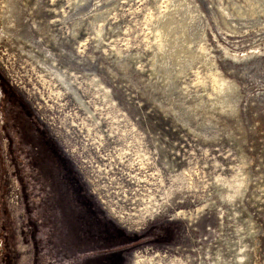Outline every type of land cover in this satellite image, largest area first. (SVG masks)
<instances>
[{"label":"rangeland","instance_id":"374dc122","mask_svg":"<svg viewBox=\"0 0 264 264\" xmlns=\"http://www.w3.org/2000/svg\"><path fill=\"white\" fill-rule=\"evenodd\" d=\"M8 1L0 264H264V0Z\"/></svg>","mask_w":264,"mask_h":264},{"label":"bare ground","instance_id":"6f19581e","mask_svg":"<svg viewBox=\"0 0 264 264\" xmlns=\"http://www.w3.org/2000/svg\"><path fill=\"white\" fill-rule=\"evenodd\" d=\"M9 10L6 12V19H8L11 23L14 24V29L8 30V33L14 35L15 37H20L24 39H30L31 26L29 24H25L23 19L25 17L24 9L20 6L19 0H9L7 2ZM28 42V41H27ZM30 44H35V42H28ZM31 46V45H30ZM41 52V51H40ZM44 54V53H43ZM46 55V54H45ZM42 64V63H41ZM48 69V68H47ZM50 73V72H49ZM62 82L66 85L68 90L76 97L78 101H82L81 97L78 95L77 91L73 88L67 80H62ZM60 83V81H59Z\"/></svg>","mask_w":264,"mask_h":264},{"label":"flooded vegetation","instance_id":"af4514ba","mask_svg":"<svg viewBox=\"0 0 264 264\" xmlns=\"http://www.w3.org/2000/svg\"><path fill=\"white\" fill-rule=\"evenodd\" d=\"M17 121H19V122H21V123L24 122L23 118H20V117H19V119H17ZM19 132H20V131H19ZM42 138H44V139H42V146H41V144H39V143H37V142H34V140L31 141L35 146H38V147H36L37 149L35 148L36 151H33V156L31 157V161H30V162L33 163V164H35V161H37V159H38V157H39V154H40V153L38 154V152H40L41 150H43L42 147H43V148H46V150H47V148H51V149H52V153H54L55 148L53 147V145L50 144V147H48V144H49L48 141L45 140V137H42ZM40 141H41V138H40ZM39 150H40V151H39ZM37 151H38V152H37ZM55 151H56V150H55ZM44 152H45V151H44ZM58 153H59V152H56V155L59 157ZM53 155H54V154H53ZM61 160H62V159H61ZM38 165H39V163H38ZM38 165H37V166H38ZM46 165L48 166V164L45 163V168L47 167ZM59 168H60V167H59ZM47 169H48V168H47ZM74 181H75V180H74ZM117 242H118V241H117ZM116 255H117V254H116ZM121 257H123V256H122V253H121ZM121 257H120V258H121Z\"/></svg>","mask_w":264,"mask_h":264},{"label":"built area","instance_id":"2783aa9c","mask_svg":"<svg viewBox=\"0 0 264 264\" xmlns=\"http://www.w3.org/2000/svg\"><path fill=\"white\" fill-rule=\"evenodd\" d=\"M17 196L15 195V198H16Z\"/></svg>","mask_w":264,"mask_h":264}]
</instances>
